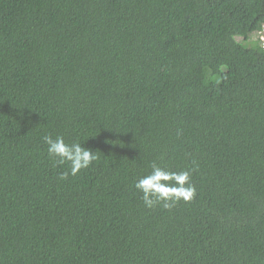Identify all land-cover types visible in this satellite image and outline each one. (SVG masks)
<instances>
[{"label": "trees", "instance_id": "trees-1", "mask_svg": "<svg viewBox=\"0 0 264 264\" xmlns=\"http://www.w3.org/2000/svg\"><path fill=\"white\" fill-rule=\"evenodd\" d=\"M263 27L264 0H0V264H264ZM45 135L99 159L59 181ZM153 161L192 202L143 205Z\"/></svg>", "mask_w": 264, "mask_h": 264}, {"label": "clouds", "instance_id": "clouds-1", "mask_svg": "<svg viewBox=\"0 0 264 264\" xmlns=\"http://www.w3.org/2000/svg\"><path fill=\"white\" fill-rule=\"evenodd\" d=\"M177 135H180L179 131ZM42 143L53 165L63 168L57 176L59 181L76 176L99 159L98 152L83 147L76 140L66 142L63 135H45ZM194 170L195 168L166 169L153 161L145 174L135 178L133 187L146 208L161 206L171 210L181 203L192 202L196 197L197 189L191 178Z\"/></svg>", "mask_w": 264, "mask_h": 264}, {"label": "rangeland", "instance_id": "rangeland-1", "mask_svg": "<svg viewBox=\"0 0 264 264\" xmlns=\"http://www.w3.org/2000/svg\"><path fill=\"white\" fill-rule=\"evenodd\" d=\"M255 36H257L259 40L261 41V43L264 44V33H256ZM237 41H241V39H237Z\"/></svg>", "mask_w": 264, "mask_h": 264}, {"label": "bare ground", "instance_id": "bare-ground-1", "mask_svg": "<svg viewBox=\"0 0 264 264\" xmlns=\"http://www.w3.org/2000/svg\"><path fill=\"white\" fill-rule=\"evenodd\" d=\"M258 33H264V27L263 29L261 30V32H258ZM263 48H264V44H262Z\"/></svg>", "mask_w": 264, "mask_h": 264}]
</instances>
